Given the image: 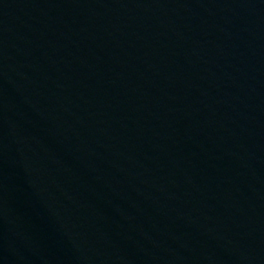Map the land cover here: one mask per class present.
Masks as SVG:
<instances>
[{
	"label": "water",
	"instance_id": "1",
	"mask_svg": "<svg viewBox=\"0 0 264 264\" xmlns=\"http://www.w3.org/2000/svg\"><path fill=\"white\" fill-rule=\"evenodd\" d=\"M0 150L264 264V0H0Z\"/></svg>",
	"mask_w": 264,
	"mask_h": 264
}]
</instances>
